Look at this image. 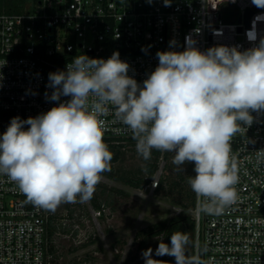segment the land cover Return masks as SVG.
<instances>
[{
    "label": "clouds",
    "instance_id": "1",
    "mask_svg": "<svg viewBox=\"0 0 264 264\" xmlns=\"http://www.w3.org/2000/svg\"><path fill=\"white\" fill-rule=\"evenodd\" d=\"M171 3L163 0L166 7ZM251 3L264 9V0ZM258 22H264V13L246 32L255 46L243 51L227 45L201 51L191 36L183 51H158V66L142 85L128 74L130 65L118 51L108 59L78 55L65 71L49 73L53 91L45 93L50 101L70 99L36 117H13L0 134V175L26 202L44 210L90 201L103 173L111 171L113 153L103 139L107 129L101 118L111 106L143 160L156 150L175 154L176 171L194 163L195 175L187 183L198 198V212L222 214L239 199L232 140L253 124L251 113H264V35ZM194 32L199 35L200 29ZM175 44L170 41V47ZM257 159H264V149ZM190 242L188 233L174 231L170 243L160 240L155 255L171 256L175 264H205L199 253L188 254ZM142 257L144 264H169L154 259L151 247Z\"/></svg>",
    "mask_w": 264,
    "mask_h": 264
},
{
    "label": "built area",
    "instance_id": "2",
    "mask_svg": "<svg viewBox=\"0 0 264 264\" xmlns=\"http://www.w3.org/2000/svg\"><path fill=\"white\" fill-rule=\"evenodd\" d=\"M226 5L237 9L235 20H224ZM247 9L252 10L248 22ZM260 13L264 9L251 0H172L168 7L163 0H0V134L13 117H36L70 99L50 101L45 93L53 91L49 73L65 71L78 55L108 59L118 51L130 65L128 74L142 85L158 66L156 53L185 50L189 36L201 51L217 45L241 51L255 46L246 32ZM257 28L264 35V22ZM113 113L109 106L101 117L104 136L132 138ZM251 114L253 124L231 143L238 160L239 199L222 214L209 215L198 212L195 196L191 209L195 254L205 264H264V159H257V151L264 149V113ZM51 213L26 202L18 187L0 175V264H53Z\"/></svg>",
    "mask_w": 264,
    "mask_h": 264
},
{
    "label": "rangeland",
    "instance_id": "3",
    "mask_svg": "<svg viewBox=\"0 0 264 264\" xmlns=\"http://www.w3.org/2000/svg\"><path fill=\"white\" fill-rule=\"evenodd\" d=\"M224 20L236 18L237 9L226 5ZM136 143H127L121 157L112 163L111 171L103 173L93 198L86 203L61 204L55 212L53 264H144L137 230L177 213H190V208L173 201L168 185L159 191L153 182L174 177L176 166L159 161L152 180L143 187L127 183L131 176L144 174L145 160L137 154ZM146 175V174H145ZM99 202L96 206L94 203ZM181 207L182 209L178 210ZM192 215V214H191ZM160 238L148 239L147 249L155 255Z\"/></svg>",
    "mask_w": 264,
    "mask_h": 264
},
{
    "label": "trees",
    "instance_id": "4",
    "mask_svg": "<svg viewBox=\"0 0 264 264\" xmlns=\"http://www.w3.org/2000/svg\"><path fill=\"white\" fill-rule=\"evenodd\" d=\"M221 0H212L213 4L220 2ZM16 10V8H12ZM104 141L107 143L109 150L113 153V159L111 164L118 161L121 157L122 148L127 143H136L133 138H121L113 139L111 137H103ZM172 152H160L153 150L152 158L145 161L144 164V174L140 176H131L127 179V183L135 187H143L145 184L149 183L155 172L159 168V160L163 159L166 164H171L174 157ZM112 168V165H111ZM108 173V172H105ZM146 174V175H145ZM194 163L185 164L183 171H176L174 177L165 182L164 179L157 180L156 190L164 188V185H168L170 193L173 191L176 194H171L173 201L185 208H194L195 206V196L196 194L191 190L189 184L187 183L189 176H194ZM96 206L100 203L95 202ZM55 215L51 213L48 223V235L50 237L49 250L54 253V244L52 243V234L55 229ZM174 231H183L189 234L190 244L188 246L187 252L189 255L195 254V236H196V223L193 216L190 213H177L175 215L163 218L147 227L137 230L135 238L139 239V245L143 249H147L148 239L153 236L159 237L165 243H170V236ZM160 260L168 261L169 264H175L174 258L168 255L158 256Z\"/></svg>",
    "mask_w": 264,
    "mask_h": 264
},
{
    "label": "water",
    "instance_id": "5",
    "mask_svg": "<svg viewBox=\"0 0 264 264\" xmlns=\"http://www.w3.org/2000/svg\"><path fill=\"white\" fill-rule=\"evenodd\" d=\"M251 13H252V10H250V9H247V10L245 11L244 17H245V21H246V22H248Z\"/></svg>",
    "mask_w": 264,
    "mask_h": 264
}]
</instances>
